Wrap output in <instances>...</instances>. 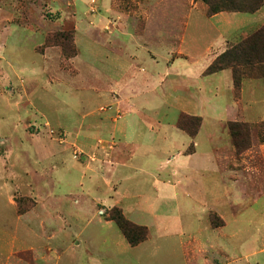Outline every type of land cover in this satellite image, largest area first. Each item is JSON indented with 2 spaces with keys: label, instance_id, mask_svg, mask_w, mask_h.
Listing matches in <instances>:
<instances>
[{
  "label": "rangeland",
  "instance_id": "1",
  "mask_svg": "<svg viewBox=\"0 0 264 264\" xmlns=\"http://www.w3.org/2000/svg\"><path fill=\"white\" fill-rule=\"evenodd\" d=\"M259 11L0 0V264L49 247L72 257L61 264H264L263 79L246 81L242 99L230 76L206 74L224 40L264 24ZM87 12L122 25L129 51L91 36L99 21ZM243 117L260 121L239 152L227 121ZM114 208L145 241L129 244Z\"/></svg>",
  "mask_w": 264,
  "mask_h": 264
},
{
  "label": "trees",
  "instance_id": "2",
  "mask_svg": "<svg viewBox=\"0 0 264 264\" xmlns=\"http://www.w3.org/2000/svg\"><path fill=\"white\" fill-rule=\"evenodd\" d=\"M207 6V16L213 17L217 14L248 13L258 12L264 5V0H201ZM64 50H73L67 55L69 58L76 56L75 44L72 33L64 34ZM230 69L234 85L235 96L239 98L243 81L249 78L263 79L264 84V24L253 34L243 36L238 43L219 55L207 68L206 74L211 75L220 71ZM180 119L179 128L189 131V119ZM198 122L196 130L189 133L192 138L198 135L202 119L194 118ZM189 124V125H188ZM252 124L244 121H229L227 123L228 133L233 146L237 151L243 152L249 148L250 132ZM110 219L116 223L120 231L133 247L139 245L147 238V233L140 227L132 225L123 215L120 209L114 208Z\"/></svg>",
  "mask_w": 264,
  "mask_h": 264
},
{
  "label": "crops",
  "instance_id": "3",
  "mask_svg": "<svg viewBox=\"0 0 264 264\" xmlns=\"http://www.w3.org/2000/svg\"><path fill=\"white\" fill-rule=\"evenodd\" d=\"M106 1H108V0H105V2ZM103 12V11H102ZM260 11H258V12H256V13H254V14H257V13H259ZM87 14L88 15H90L91 16V18L92 19H96V18H98L97 20L99 21L97 24V27H95L94 28V26L92 25V23L90 24V22L92 21V20H90L89 21V25H90V34H91V36L93 35V34H96V35H98V39L100 40V42H103V43H105V42H107L108 43V41L106 40L107 39V35H109V34H112L113 36H112V38H114V43L116 44V45H118V44H121L120 46L123 48V49H125V51L127 50V51H129V47H131L130 46V42L129 41H127L126 43H124V42H121V40H120V36L121 35H125V32H126V30H125V28L122 26V28H120L121 26H118V24H117V26H113L112 27V29L110 28V26H109V22L107 21V17H105V15L104 14H100L99 16H93L92 17V15L91 14H89L88 12H87ZM222 13H220V14H218V15H221ZM234 14H241V13H234ZM218 15H216V16H213L212 18H216V17H218ZM120 16V15H119ZM118 16V17H119ZM120 25V24H119ZM261 26V25H260ZM260 26L258 27V28H256V30H254L252 33H242L241 35H240V39L243 37V36H247V35H251V34H253L254 32H256L259 28H260ZM108 29V31H110V32H108L107 33V31H105V30H107ZM96 31V32H95ZM95 32V33H94ZM236 33H238V31H235L234 32V34H236ZM131 37V36H130ZM132 38V37H131ZM133 39V38H132ZM239 39V40H240ZM129 42V43H128ZM131 42H133V41H131ZM239 42V41H238ZM235 43H230V42H228L227 40H224V47H222L221 49H219V50H217V51H215L214 53H213V57H212V59H211V62L217 57V56H219V55H221L223 52H225L227 49H229L230 47H232V45H234ZM142 48H145V47H142ZM147 49V48H146ZM178 54H180V56H185V55H183L182 53H178ZM211 64V63H210ZM123 66V65H122ZM127 66V65H126ZM126 66H123L122 68H121V71H120V74H122V75H125L126 73H128V71L133 67V64L132 63H129L128 64V67L126 68ZM218 73H224L225 75H226V77L228 78L229 76L231 77V79H232V71L230 70V69H226V70H223V71H220V72H218ZM218 73H215V74H218ZM228 73H230V74H228ZM214 75V74H213ZM248 80H260L261 82H262V80L261 79H245L244 81H243V89H242V99H243V93H244V83L246 82V81H248ZM232 83H233V79H232ZM262 84H263V82H262ZM161 86H159V85H156L155 87H154V89H152V91H154V92H158V88H160ZM263 89H264V84H263ZM264 91V90H263ZM161 97H163V95H161ZM243 112H245L244 110H242V113ZM241 120L242 121H244V122H247V123H250V124H255V123H258L260 120L261 121H264V118L263 119H260L259 121H256V122H249V121H246L245 120V118L243 117V118H241ZM229 121H233V120H228L227 122H229ZM194 153H196V152H194ZM193 153V154H194ZM45 251V250H44ZM44 251H42L43 253H41V252H38V251H34V250H31V252H32V256L30 257V259L28 260V258H26L25 257V253L26 252H22V253H18V254H15V253H13L12 255H13V257H15V264H61V260L63 259H68V258H72V257H69V256H66V251H62V252H60V253H58V252H56V251H54L51 247H49L48 248V250H46V252H44ZM25 254V255H24ZM20 255H22V257L20 256ZM64 256H66V257H64ZM74 258V257H73ZM62 264H68V262L66 261H63V263ZM88 264H97V263H94V262H91V263H88Z\"/></svg>",
  "mask_w": 264,
  "mask_h": 264
}]
</instances>
